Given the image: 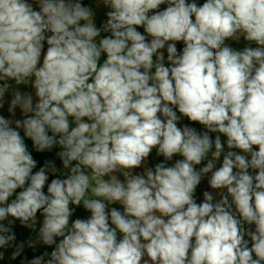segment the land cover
Instances as JSON below:
<instances>
[{
    "label": "clouds",
    "instance_id": "obj_1",
    "mask_svg": "<svg viewBox=\"0 0 264 264\" xmlns=\"http://www.w3.org/2000/svg\"><path fill=\"white\" fill-rule=\"evenodd\" d=\"M98 3L0 0V249L19 221L26 264H264V0Z\"/></svg>",
    "mask_w": 264,
    "mask_h": 264
},
{
    "label": "rangeland",
    "instance_id": "obj_2",
    "mask_svg": "<svg viewBox=\"0 0 264 264\" xmlns=\"http://www.w3.org/2000/svg\"><path fill=\"white\" fill-rule=\"evenodd\" d=\"M81 2L83 4H90V5H92L93 8H94V10L96 8L95 14H96V23H97V26H98L99 22L102 20L103 16L108 11V9L105 8L102 4H99L98 3V0H81ZM203 2H204V0H198V3H203ZM161 7L163 8L164 6H161ZM138 30L141 31V32H143V29L142 28H140ZM229 43L231 44V46L238 47L240 49H242L245 46V42L243 40H241L239 42V44H236L235 42H229ZM177 48H178V51H182V48H183L182 42H178L177 43ZM162 51H164V54H165V62H166V66H167V60H166L167 52H166V49L165 50H162ZM105 58H106V56L102 54V57H101V61L100 62L102 63ZM19 87H20V90L21 91H29V88H25L24 86H19ZM11 98H12L11 97V93L6 94V98H5V108L4 109H0V115L5 116L6 118H8L9 115H10L8 113V111H7V107H8V103L10 102ZM178 115H179V113H178ZM15 118L16 119H22L23 118L22 113L20 112L19 109L16 110V116H15ZM185 124L189 125L190 127L196 128L197 131H199V132L205 131V129H204V127L202 125H200L199 123L191 122L187 118H182L181 121H180V124L178 126H183ZM211 135L214 138L216 134H211ZM222 140H226V138L225 137H222ZM52 151H53V153H54V151L57 153L59 151V149H53ZM56 153L54 155L57 158L58 156L56 155ZM154 154L156 155L155 150H154ZM157 157H159V156H157ZM176 159H181V157L176 156L175 157V160ZM158 162H162V160H159ZM152 163H154V162H152V160L149 157L148 164H150V166H154V164H152ZM61 166H62V164H61ZM66 170L68 171V169H66ZM135 171L136 172H142L143 169L142 168L141 169H136ZM205 190L211 191V189L209 188V186L207 184V180L206 179H205V181H203L201 183V185L197 189V192H196L197 195H196V197H197V201L198 202L203 199V195L202 194H203V192ZM82 211H83V208L82 207L76 208L75 213H74V216L72 217V219H75V218H84L85 219V216L82 215ZM38 218H39V221L42 223V219L43 218L39 216V213H38ZM15 224H16V226L13 225V228H15L14 231H15L16 237H17L16 242L17 243H21V242L25 243V249L22 252L21 256L20 257H17L16 260H12L10 258L13 249L12 248L6 249L5 250V254H4V259L1 260L3 262V264H21L22 261H24L25 264H26V262L28 260L32 259L34 256L40 255V254H42L45 251H48V252L51 251V248L50 247L44 246V245H38L35 250H33L32 248L27 247V241L29 239H35L37 233L34 232V231H32V230H30V229L25 228L24 226H22L19 223V221H16ZM0 250H2V249H0ZM0 264H1V262H0Z\"/></svg>",
    "mask_w": 264,
    "mask_h": 264
},
{
    "label": "trees",
    "instance_id": "obj_3",
    "mask_svg": "<svg viewBox=\"0 0 264 264\" xmlns=\"http://www.w3.org/2000/svg\"><path fill=\"white\" fill-rule=\"evenodd\" d=\"M26 143H28V145H29V149L32 150V149H31V142H30V141H26ZM32 151H33L34 158L38 161V167H39V166H42L43 163H44V161L47 159L45 153H36V152H34V150H32ZM55 153H56V152L54 151V154H55ZM47 160H48V159H47ZM57 160H58V162H59L60 164H62V162L59 160L58 157H57ZM34 171H35V170H34ZM82 215H84V216H85V219H86V218H88V216L90 215V213L88 214V212H87L86 210L83 209V211H82ZM14 226H16V224H14ZM13 229H15V228H13ZM0 251H4V254H5V249H2V250H0ZM0 262H1V264H3V262H2L1 260H0Z\"/></svg>",
    "mask_w": 264,
    "mask_h": 264
},
{
    "label": "flooded vegetation",
    "instance_id": "obj_4",
    "mask_svg": "<svg viewBox=\"0 0 264 264\" xmlns=\"http://www.w3.org/2000/svg\"><path fill=\"white\" fill-rule=\"evenodd\" d=\"M84 5H89V4H84ZM92 6V5H91ZM93 7V6H92ZM94 9V8H93ZM95 10H96V8H95ZM95 10H94V12H95ZM103 15V14H102ZM101 17V16H100ZM106 20V15H104L103 16V18H102V20L99 22V24H98V27H100L101 25H102V23L104 22ZM102 35H107V34H105V33H102ZM57 159V158H56ZM150 159L152 160V162H154V163H152V164H154L155 165V163H158V161L159 160H164V158L163 157H157L155 154H154V150H153V153L151 154V156H150ZM174 160H175V157L173 158V161H171L169 164H171V163H173L174 162ZM58 161V160H57ZM61 165V164H60ZM149 166H150V164H149ZM65 171H67L66 169H65ZM121 179H123V177H121ZM196 195H197V193H196ZM217 198H219V197H217ZM116 206H119V207H121L122 208V206L121 205H116ZM89 214V213H88Z\"/></svg>",
    "mask_w": 264,
    "mask_h": 264
},
{
    "label": "water",
    "instance_id": "obj_5",
    "mask_svg": "<svg viewBox=\"0 0 264 264\" xmlns=\"http://www.w3.org/2000/svg\"><path fill=\"white\" fill-rule=\"evenodd\" d=\"M45 51H46V45H45ZM31 91H32V89L29 87V92H31ZM45 155H46V157H47L48 160H53V161H55L57 167L62 169V166H61L60 163L57 161V159H56V157H55L53 151L45 152ZM170 162H171V161H170ZM170 162H168V163H170ZM115 206H116V205H115ZM117 207H119V206H117ZM120 208H121V207H120Z\"/></svg>",
    "mask_w": 264,
    "mask_h": 264
}]
</instances>
